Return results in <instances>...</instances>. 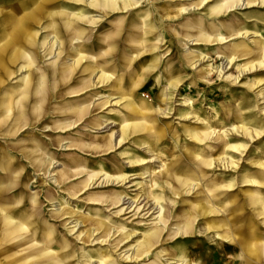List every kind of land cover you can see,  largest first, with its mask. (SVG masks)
Returning a JSON list of instances; mask_svg holds the SVG:
<instances>
[{"label": "rangeland", "instance_id": "rangeland-1", "mask_svg": "<svg viewBox=\"0 0 264 264\" xmlns=\"http://www.w3.org/2000/svg\"><path fill=\"white\" fill-rule=\"evenodd\" d=\"M62 1L65 12L81 13L74 20L80 33L74 46H84V55L79 58L70 42L60 52H31L34 81L26 98H35L27 112L42 106V86L49 98L44 121L30 113L21 126L17 118L9 133L0 132V176L6 162L1 154L8 152L17 184L11 194L23 199L22 205L35 198L46 217L65 211L49 225L66 235L75 264H88V254L106 264H171L170 259L184 257L194 264H264L226 240L221 212L195 214L186 229L180 221L185 211L213 205L197 198L208 197L205 183L217 178L231 186L225 192L235 200L238 224L250 223L254 247L264 250V0H134L137 6L123 4L109 15L85 12L82 5L72 10ZM219 3L222 12L212 15ZM143 42L154 49L138 56ZM75 60L71 80L57 81L55 71ZM152 62L154 68L146 66ZM99 70L108 76L100 79ZM21 75L9 77L3 90ZM122 91L156 112L148 114L154 120L151 130L124 128L113 141L111 134L119 128L101 131L99 125L119 124L127 111L123 102L100 106L97 98ZM216 127L225 132L233 165L213 162ZM36 151L49 158L48 167L33 163ZM103 173L108 177L101 178ZM119 195L127 200L116 203ZM151 204L160 210L149 209ZM72 210L77 214H67ZM71 221L80 225L73 229ZM103 222L108 225L98 226ZM127 232L135 235L123 241ZM154 232L159 237L148 253L136 257L132 248L141 235Z\"/></svg>", "mask_w": 264, "mask_h": 264}, {"label": "bare ground", "instance_id": "bare-ground-1", "mask_svg": "<svg viewBox=\"0 0 264 264\" xmlns=\"http://www.w3.org/2000/svg\"><path fill=\"white\" fill-rule=\"evenodd\" d=\"M67 1L70 2L69 7L72 10H76L78 9V6L82 5L85 12L99 10V12L104 15L117 12L123 4L125 7L130 8L139 4L135 3L134 0H121L122 3H118L116 0ZM221 1L224 3V0ZM257 1L258 0H247L249 3H256ZM62 3V0H0V132L3 131L4 134L9 133L12 128L11 126H16L14 122L17 118H19L17 123L18 126L22 124V120H25V118L30 116V113L31 115L38 116L37 121H44L47 100L49 98L45 86L40 88L42 106H40L37 111L31 109L29 113L27 112L28 105L35 98L33 96L26 98V95L32 89L34 81L32 68L36 61L31 56L32 51L37 53L38 49L42 48L46 50V53L50 48H55V51L58 50L60 52L70 42L73 44V51L77 52L79 58L84 55V46H74L78 43V39L80 38V33L75 32L76 22H74V20H76L81 13L65 12V10L62 9V6H60ZM223 3H219L215 6L212 15H217L222 12V9L224 8ZM90 19H92V23L96 21L94 20V17H90ZM42 31V34L45 35L38 44L37 38ZM150 36H152V34ZM107 38V35L104 36L105 41H107ZM107 42L108 44H111L110 39ZM127 47L128 46H125L126 49ZM140 47H142V51L138 56L154 49L153 44H146L144 42L141 43ZM238 47L236 46L233 49L231 53L232 56L235 54V51L238 50ZM204 58L205 57L203 56L198 61L201 62ZM78 63V60H75L71 65H68L69 68H59L56 70V80H59L62 83L71 80V74L75 70V67L77 68ZM155 65L156 62H152L151 64L147 63L146 66L154 68ZM45 71L47 72V69ZM17 72L22 73L21 77L8 89L3 90L8 84V78L15 75ZM99 72L100 79L108 76V74L102 70H99ZM53 75L54 74L52 73L51 76L53 77ZM88 87H90L89 84L82 91L86 92L85 90ZM162 95L163 93H161L160 98H162ZM60 96V93L56 92L54 94L55 98H59ZM97 100L102 101L100 102V106H103L112 100L117 103L123 102V108L127 111V114L122 116L123 120L121 123L116 124L113 121H103L99 125L101 131H110L114 127L119 128L111 134V139L113 141H116V138L118 137L117 134L120 135L124 128L135 127L141 129L142 132L153 128L154 120L151 117H148V114L155 113L156 111L148 108L143 100L137 97L134 98L130 94L122 91L117 97L101 95ZM85 110L86 109L81 111L85 112ZM216 128L213 130L215 141H217L213 162L222 166L233 165L234 162L231 157L227 155L226 151L229 144L225 132H223L221 128ZM147 150L149 153L151 152L149 147H147ZM37 153L38 152L36 151L33 163L36 164L37 167L41 165L48 167L51 163L49 158H45L44 155L41 158L42 154ZM9 155L8 152L1 154V161L6 162L1 166V170L4 173L0 176V264H75V257H69L73 255V252L72 245L67 241L66 235L65 237L64 235H60L57 228L49 225L51 220L57 221V218L66 214L65 211L59 210L60 213L58 215L51 214L46 217L42 214L43 211L36 207L37 201L35 198H31V200L28 199L27 205H22V203H25L23 199L11 194L17 184L12 181V165L6 160ZM153 160L156 159L154 158ZM148 163L153 162L149 161ZM158 168L160 169L158 172L163 170L162 165ZM146 174L147 173H143V176ZM106 177H108L106 174H101V178ZM122 177L114 176L113 178L120 179ZM128 178H133V175H129ZM215 179L212 183L209 181L205 183L208 197L204 196V192H202L203 196L197 198L198 201L207 200L213 205L209 207L208 205L205 206L200 204L195 208H192V211L190 212H183L180 216V221L184 222V225L180 228L186 229L189 227L187 226V223L195 218V214L205 216L206 214L221 212L223 217H221L220 221L223 223L222 226L225 227V232L227 233L226 240L231 242V245L236 246L238 249H245L243 254L249 253L253 255L255 259L258 258L264 260V250L258 252L254 247L255 243L253 242V238H250L252 230L248 229H251L252 225L250 223L238 224L240 221L237 220V216L234 212L236 211L234 206L235 200H230V195L225 192V189H230L231 186H228V184L220 185L218 179ZM121 180H124V178ZM208 183L217 188L211 189L210 186H208ZM191 187H196V185H191ZM143 195L145 196V200H148L150 197L145 193ZM125 200H127L126 195H119L114 201L119 203L120 201L123 202ZM256 203L257 205H260L262 202L261 200H258ZM149 209L160 210L155 204H151ZM258 212H260L259 209ZM67 214L74 216L77 214V211L72 210ZM69 224L74 225L73 229L80 225L77 221H71ZM102 225L107 226L108 224L107 222H103V224L99 223L98 226ZM93 232L94 231H90L89 235L91 236ZM134 235V233L127 232L123 237V241ZM158 237V232H154L151 235L142 234L140 242L135 244L132 248V253H135L138 258L142 257L143 253H148L147 249L150 248L152 242ZM67 257H69L70 260L67 261ZM170 260L172 261L171 264H194L190 263L185 257L181 260H175L173 258ZM85 261L88 264H106V261L103 260V258L92 260L89 254L87 255V258H85Z\"/></svg>", "mask_w": 264, "mask_h": 264}]
</instances>
